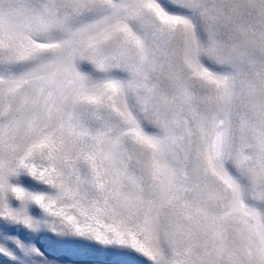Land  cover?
I'll return each mask as SVG.
<instances>
[{
  "label": "snow or ice",
  "instance_id": "1",
  "mask_svg": "<svg viewBox=\"0 0 264 264\" xmlns=\"http://www.w3.org/2000/svg\"><path fill=\"white\" fill-rule=\"evenodd\" d=\"M0 264H264V0H0Z\"/></svg>",
  "mask_w": 264,
  "mask_h": 264
}]
</instances>
